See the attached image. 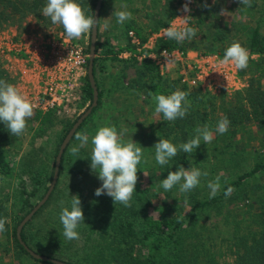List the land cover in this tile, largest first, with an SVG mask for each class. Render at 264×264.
Masks as SVG:
<instances>
[{"label": "trees", "instance_id": "16d2710c", "mask_svg": "<svg viewBox=\"0 0 264 264\" xmlns=\"http://www.w3.org/2000/svg\"><path fill=\"white\" fill-rule=\"evenodd\" d=\"M95 1L79 0V3L87 15H93ZM129 1L131 0H117L116 4L125 6ZM178 1L154 0L152 6V1L143 0L147 7L146 29H140L133 19L125 21L126 38L121 43L116 39V35H109L106 30L100 28L93 61L98 103L75 132H83V126L101 105L102 89L98 74L105 69L106 61H129L134 68V77L130 83L134 88L145 89L154 95H168L177 89L189 93V113L183 119L167 121V132H174L177 139L180 138L183 143L195 136L198 126L203 127L206 124L213 130L214 139L210 143L209 155L212 170L218 171L217 174L221 176L220 190L214 198L209 199V195L199 197L193 189L185 201L175 208L171 194L163 195L156 202L152 201V204L146 206L145 200L149 197L152 200L154 190L144 191L139 188L133 194L131 207L115 205L113 198L106 194L96 196L95 190L99 186L87 184L88 175L86 177L82 169L71 163L73 155L69 147L75 138L74 132L62 153L58 177L49 197L21 229L23 240L37 252L62 259L66 264H89L79 261L81 257H78V252H85L88 246L100 244L115 264H264V0H252L251 7L241 5L240 0L230 1L232 13L229 16L220 15L221 9L229 7L224 0H196V7L188 20V26L198 30L196 36L191 40L186 39L183 43L168 38L158 39L157 47L202 49L203 52H217L220 55H224L226 48L235 41L248 49V67L239 70L241 76H248V84L242 92L236 91V97L225 103L223 112L215 121L206 118L196 109V98L204 102L203 95L207 91L199 87L189 88L185 83H181L172 71L160 73L158 67L148 58L138 60L134 55L124 58L118 56L125 48H133L127 33L129 28H135L142 39L145 38L168 23L176 12ZM19 3L15 0H0V22L9 19L20 20L27 10L46 6L47 0H20ZM105 3L106 0H102L98 18L100 22ZM205 3L207 7L202 6ZM112 10L115 12L119 9L112 7ZM45 19L51 21L48 17ZM58 26L63 29L61 25ZM85 49L88 51V43ZM253 53H258L257 57L251 56ZM0 79L8 83L13 80V76L6 72L1 61ZM80 90L79 104L85 108L92 98L87 74L83 76ZM38 115L34 114L33 117ZM41 116L39 127L28 141L22 165L18 167L15 164L13 148L22 145L30 127H27L22 135L12 136L4 123L0 122V218L7 217L8 220L5 224L6 230L0 233L12 237L19 255L40 263L54 264L31 256L18 241L15 233L17 223L47 189L59 144L77 117L57 119L52 113ZM223 116L230 120V125L227 132L220 134L215 128ZM254 123L257 125L256 129L253 127ZM39 138L44 139L37 141ZM49 146L50 155L47 151ZM250 147L252 152L246 153L245 149ZM239 150H242V153H239ZM179 155V160L173 159L177 169L187 163L190 157L183 151H180ZM207 158L206 155L205 159ZM37 163H40V169L36 167ZM221 168H225L227 173L223 175ZM72 171H75L73 176L76 184H70L62 193L59 185ZM12 180H15V186L10 190ZM151 184L149 181V186ZM229 186L234 188V192L225 198L224 192ZM72 195H79L85 220L77 229L79 239L69 241L62 235L59 202L64 200L66 206H70ZM54 201L49 207V203ZM242 201L243 205L240 204L239 209L249 212L250 221L254 223L248 230L239 232L234 228L226 235H205V226L201 223V229L191 232L195 236L194 239L191 238L188 227L193 226L194 219L201 213H214L225 203L236 204ZM41 213L46 223L54 224L53 228H49L45 223H42L41 228L36 225L30 228L37 214ZM192 228L190 227L191 231ZM2 249L8 252L9 245H2Z\"/></svg>", "mask_w": 264, "mask_h": 264}, {"label": "rangeland", "instance_id": "374dc122", "mask_svg": "<svg viewBox=\"0 0 264 264\" xmlns=\"http://www.w3.org/2000/svg\"><path fill=\"white\" fill-rule=\"evenodd\" d=\"M117 0H106L101 22L100 28L101 30H106L109 35H116V39L121 43L125 41L126 38V31L125 26L123 24L117 23V19L114 15L112 7H117L119 10H126L132 13V18L140 29L143 31L147 27L148 17L146 16V4H144L143 0H131L126 2V8L124 6H120L116 4ZM152 1V2H151ZM154 0H150L151 5H154ZM163 1V0H161ZM225 3L229 6L227 8V15L229 16L232 13V3L230 1L233 0H224ZM17 4H20V0H15ZM149 2V3H150ZM180 0L178 1L177 5L179 4ZM43 7L39 6L38 9H31L27 10V12L21 17L20 20L11 21L3 20L0 22V27L2 26H13L15 28L20 29L21 27L27 26L30 23L38 26H54L56 28H60L56 24H52L51 21L45 19L42 14ZM177 10V6H176ZM127 21V20H126ZM62 29V28H60ZM135 30V28H129ZM128 29V30H129ZM63 30V29H62ZM127 30V31H128ZM125 31V32H124ZM136 31V30H135ZM84 46L87 45L89 41V35L83 36L80 39H76ZM132 49V48H131ZM130 49V50H131ZM129 50L125 48L124 50L118 53L119 57H128L130 55H123V51ZM198 51H202L199 49ZM258 53H253L251 56L257 57ZM135 57V56H134ZM137 58V57H136ZM1 61V60H0ZM2 62V61H1ZM3 65V63H2ZM4 67V65H3ZM5 68V67H4ZM6 69V68H5ZM8 70L6 69V72ZM9 72V71H8ZM11 73V72H10ZM13 80L10 82L16 85V76L13 75ZM134 77V68L129 64V61H123L121 59H108L106 61V66L104 70H101L98 74L99 83L102 89V97H101V105L93 112L90 119L85 123L83 126L82 133H87L89 135V144L80 150L79 156H74L71 159V163L76 165L78 169L83 170V174L88 175L87 184L97 185V187L101 186L102 181L99 180L98 175L92 173L90 169L91 164V137L96 133L99 127L104 125L115 126L119 133L123 134L124 141L134 140L137 142L142 148L144 152V156L142 158V163L138 166V182L136 185V189H143L147 191L149 189H153V197L152 200L149 197L145 200L146 206L152 204L157 201L158 198L162 197L163 195L171 194L173 201L175 203V208L179 207V205L185 201L188 194L182 193L179 191V186H174L171 191H165L162 186L161 182L163 179L167 177L170 171L178 170L173 163V159L179 160V153L176 157L172 158L168 165L160 166L155 161V149L154 145L158 140L161 138L169 139L174 144L179 145L182 143L180 138L177 139L174 132H167V121L164 120L162 114L155 113V102L153 101L154 94L149 93L145 89L138 90L134 88L131 83V78ZM244 83L243 85L236 90L232 91H207L204 93L203 98L204 102H202L199 98H196L198 102H195L199 112L202 115H205L206 118H210V120L215 121L219 115L224 110L225 103L228 100L233 99L238 95L236 91L241 90L247 86L248 84V76H242ZM83 83V78L80 82ZM80 96L79 98L71 105L68 109L62 110H51L46 112H41L37 109H34V114H39L36 117H31L27 120V127H30L29 132H27L26 136L22 141V145L20 147L13 148L14 151V160L15 164L18 166L22 165V161L25 155L26 147L28 146V141L30 140L31 134L39 127L43 114L45 113H52L57 119H73L74 117L78 116L79 113L85 108H83L79 101L81 99V90L79 89ZM191 98L188 97L190 101ZM37 110V111H36ZM36 111V112H35ZM33 114V115H34ZM206 125V124H205ZM253 127L256 129L257 125L254 123ZM159 133V135H158ZM44 139V138H42ZM41 138L37 139V141L42 140ZM79 141L75 138L70 144V149L74 145H78ZM51 146L47 148L48 154ZM262 148V147H260ZM211 148L210 144H202L193 150V153L190 155L188 162L185 163V168H189L191 166L198 167L202 171H207V177H201L200 184L194 189L199 197L203 195H209L210 190L207 187V183L210 180H214L215 177L218 175V171L212 170L211 162H210V153ZM248 151V152H247ZM246 153H251L252 148L245 149ZM239 153H242V150H239ZM201 157H200V156ZM205 155V157H204ZM206 155L208 156L207 159ZM199 156V157H198ZM47 160L45 159V164ZM245 162V161H244ZM37 168L40 169V163L36 164ZM39 166V167H38ZM248 167V165H246ZM221 170L227 173L225 168H221ZM237 171V170H236ZM145 173L148 175L145 176ZM75 171L68 173L65 178L60 183L59 188L63 191H66L68 187L73 184H76L75 176H73ZM84 179V178H83ZM78 181V178H77ZM149 181L152 182L151 186H149ZM49 183V182H48ZM78 183H80L78 181ZM155 183V184H154ZM10 190L15 186V180L11 181ZM83 191H86L83 189ZM86 193V192H84ZM44 194V193H43ZM36 199V198H35ZM39 198L36 199L34 204L37 202ZM59 199V197H58ZM56 201V200H55ZM49 203V207L55 203ZM33 204V205H34ZM237 204V205H236ZM225 203L220 210L210 213H201L196 219H194L192 231L190 227H188V233L192 239L195 238L191 232H195V229H201V223L205 226L204 233L205 235L208 233L213 234L216 236L217 234L221 233L222 235H226L231 233L234 228H237L239 232L248 230L249 227L253 226L254 223L250 221L251 214L249 212H244L243 209L240 208V204L243 205L242 202L237 203ZM32 205V206H33ZM246 208V206H244ZM153 214V213H152ZM55 218V217H54ZM53 218V219H54ZM52 221V220H50ZM47 224L49 228H53L54 224L51 222H47L44 216L41 214H37L35 217L32 225L30 228L32 229L35 225L41 226L43 224ZM190 225V224H189ZM35 226V227H36ZM93 235V234H92ZM96 236L99 237L97 234ZM92 239V238H91ZM210 240V238H209ZM2 245H9V250L6 252L2 249ZM219 248V247H217ZM79 261L88 262L89 264H115L113 260L110 259L109 255L107 254L106 249L98 245L88 246L85 252H78ZM0 264H48V263H40L37 261H33L22 254H18L14 242L12 241V237L10 235H5L0 233Z\"/></svg>", "mask_w": 264, "mask_h": 264}, {"label": "clouds", "instance_id": "9594fccd", "mask_svg": "<svg viewBox=\"0 0 264 264\" xmlns=\"http://www.w3.org/2000/svg\"><path fill=\"white\" fill-rule=\"evenodd\" d=\"M190 3L191 0H186L182 8V11L189 13V15L177 16L180 19L174 20L170 26L163 30V35L169 40L183 43L186 39L191 40L196 36L198 30L188 26V17L191 16ZM240 4L251 7L252 0H240ZM202 6L207 7L208 5L205 3ZM124 7L126 8V6ZM227 13V9H221L220 15H227ZM42 14L50 18L52 24L61 25L67 37L72 39H80L89 34L93 35L94 28H98L100 31V19L87 15L79 0H47L46 6L42 9ZM114 15L119 24H123L132 18V13L126 10L115 11ZM249 59L248 49L242 46L240 42L235 41L226 48L219 64L229 65L231 63L236 69L243 70L248 67ZM188 96V92L179 89L168 95H154L152 98L156 105L155 113L162 114L165 121L185 118L191 108ZM33 114L34 104L26 94L18 86L0 79V122L4 123L10 134L12 136L22 135L26 131L27 120ZM229 125L230 120L223 116L217 122L215 131L223 134L228 131ZM74 136L79 144L72 146L70 152L72 155L80 157V150L89 144L90 138L87 133L79 131L75 132ZM213 139V130L208 125L198 126L195 129V136L179 145L174 144L169 139L161 138L154 145L155 161L160 166H166L180 151L191 155L193 150L201 145V141L207 145ZM90 142L92 145L90 169L102 181L101 186L95 190V195L106 194L113 198L115 205L122 204L125 207H131L132 197L136 192L138 182L137 173L140 169L138 166L142 163L144 156L143 148L133 139L124 141L123 134L119 133L115 126L110 125L99 127L91 137ZM144 174L145 176L148 175L145 172ZM208 175L207 171H202L198 167L185 168L180 166L178 170L169 172L167 177L162 180L161 186L167 192L178 185L180 192L187 193L200 184L201 177ZM207 187L210 190L209 199L214 198L221 188V176L217 175L214 180L208 181ZM233 192L234 188L229 186L224 192L225 198L230 197ZM59 203L61 206L59 219L63 226L62 235L69 241L78 240L79 232L77 229L85 220L79 195L71 196L70 206H66L64 200ZM6 222H8L7 217L0 218V232L6 230Z\"/></svg>", "mask_w": 264, "mask_h": 264}, {"label": "built area", "instance_id": "2783aa9c", "mask_svg": "<svg viewBox=\"0 0 264 264\" xmlns=\"http://www.w3.org/2000/svg\"><path fill=\"white\" fill-rule=\"evenodd\" d=\"M185 2L180 0L168 23L143 39L129 29L127 33L133 48L123 51V55H134L138 60L148 58L160 73L172 71L189 88L199 87L203 91L239 89L244 80L233 64H219L223 55L196 49L157 47L158 39H167L163 30L180 19L177 16L189 15L182 11ZM195 7L196 0H191L190 15ZM21 28L0 27V60L4 67L16 76V86L34 104V109L46 112L70 108L80 96V82L86 74L85 46L54 26L30 23Z\"/></svg>", "mask_w": 264, "mask_h": 264}, {"label": "water", "instance_id": "95a60500", "mask_svg": "<svg viewBox=\"0 0 264 264\" xmlns=\"http://www.w3.org/2000/svg\"><path fill=\"white\" fill-rule=\"evenodd\" d=\"M102 0H96L94 9H93V15L94 18L98 19L99 18V11L101 8ZM97 33H98V28H94L93 30V35L89 34V41H88V51H87V69H86V74L87 78L91 87V93H92V98L90 103L79 113V115L76 117L72 125L69 127L68 131L62 138L57 153L55 155V160H54V167H53V172L51 176V180L49 182V185L47 189L45 190L44 194L37 200V202L29 209L28 212H26L23 217L20 219V221L17 223L16 228H15V233L18 241L23 245V247L28 251V253L37 258L41 259L44 261H49L54 264H66V262L62 259L49 256L47 254L37 252L36 250L32 249L21 237V229L23 225L32 217V215L38 210V208L47 200L49 197L55 183L58 177V172H59V167H60V162H61V156L64 151V148L70 141L72 135L74 134L76 128L80 125V123L90 114L92 111L93 107L97 105L98 103V87L96 84L95 80V75L93 71V61L94 57L96 56V40H97Z\"/></svg>", "mask_w": 264, "mask_h": 264}]
</instances>
